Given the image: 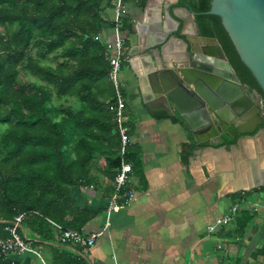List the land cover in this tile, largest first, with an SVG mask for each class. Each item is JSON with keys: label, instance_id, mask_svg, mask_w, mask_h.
I'll return each mask as SVG.
<instances>
[{"label": "crops", "instance_id": "1", "mask_svg": "<svg viewBox=\"0 0 264 264\" xmlns=\"http://www.w3.org/2000/svg\"><path fill=\"white\" fill-rule=\"evenodd\" d=\"M123 15L132 24L120 74L125 84L124 125L139 160L132 165L128 182L132 197L117 212L106 215L116 175V170L107 167V160L116 157L118 145L112 126L110 135L117 136L111 138L103 132L85 181L69 190L74 210L96 212L79 228L85 235L102 233L93 246L63 245L56 231L53 242L32 246L39 257L13 253L9 260L50 264L51 249L55 248L77 252L88 264H230V258L240 260V264H264V258L253 257L264 243V212L256 214L248 207L258 198L264 199V193L236 200L247 201L239 211L254 216L243 236L234 235L232 222L207 231L234 203L230 194L264 187V133L240 137L232 146L217 150L198 147L199 123L191 100L180 98L178 112L158 91L161 72L173 70L174 63L185 60V35L197 44L204 58L216 57V50L196 43L190 25L182 22L186 14L177 0H147L143 9L134 0H127ZM101 18L104 25L99 39L107 47L114 27L111 4L102 6ZM217 69L223 78L221 65ZM225 78L231 80L227 74ZM206 85L214 89L209 82ZM243 93L259 107L256 94L246 88ZM68 102L77 108L73 99H63V106ZM76 214L65 217V223L74 222ZM19 229L23 239L35 241L27 229Z\"/></svg>", "mask_w": 264, "mask_h": 264}, {"label": "trees", "instance_id": "2", "mask_svg": "<svg viewBox=\"0 0 264 264\" xmlns=\"http://www.w3.org/2000/svg\"><path fill=\"white\" fill-rule=\"evenodd\" d=\"M134 1L140 9L147 2ZM112 2L0 0V239L8 236L5 228L18 216H22L20 226L35 239L31 242L35 248L55 240L52 223L64 230H79L96 214L74 210L69 190L85 181L103 132L110 135L114 128L108 111L113 104L108 54L99 39L102 6ZM177 6L195 14L198 35L217 40L239 83L257 95L264 127V95L237 56L219 17L204 14L210 0H177ZM119 29L126 38L125 56L132 31L125 15ZM51 58L54 64L48 62ZM19 74L26 80L19 79ZM65 98L73 99L77 108L69 102L64 107ZM118 148L119 138L116 157L107 160L109 170L120 164ZM124 161L131 172L138 164L131 144ZM251 193L263 194L264 187L228 197L235 202ZM73 213H77L74 222L65 223V217ZM253 218L246 210L238 211L232 221L234 235L243 236ZM18 233L21 237L20 229ZM8 257L0 255V264H18ZM253 257L264 258V243ZM229 263L240 264V260L230 258ZM50 264L88 263L77 252L53 248Z\"/></svg>", "mask_w": 264, "mask_h": 264}, {"label": "water", "instance_id": "3", "mask_svg": "<svg viewBox=\"0 0 264 264\" xmlns=\"http://www.w3.org/2000/svg\"><path fill=\"white\" fill-rule=\"evenodd\" d=\"M180 8L186 14L182 22L190 25L196 43L212 46L217 56L204 58L197 44L185 35V60L174 63L173 70L161 72L164 79L161 77L159 93L168 98L178 112L182 108L180 98L191 100L193 115L199 123L196 142L200 148L217 150L234 143L238 137L264 133L258 108L246 98L244 87L217 40L200 37L194 25L195 14L186 7ZM204 14L219 17L237 56L264 95V0H210V8ZM220 65L223 78L217 69ZM226 74L230 81L226 80ZM207 82L214 89L211 90Z\"/></svg>", "mask_w": 264, "mask_h": 264}, {"label": "built area", "instance_id": "4", "mask_svg": "<svg viewBox=\"0 0 264 264\" xmlns=\"http://www.w3.org/2000/svg\"><path fill=\"white\" fill-rule=\"evenodd\" d=\"M114 11L113 20V37L111 43L106 47L108 54L109 69L107 72V79L111 84L113 90V104L108 106V111L112 115V121L115 131L119 138L118 155L120 157V164L116 169V175L113 180V194L111 195L106 208V215L117 212L122 204L127 203L132 197V191L128 189L129 177L131 174V167L124 161L127 147L130 145L127 130L124 125V112L125 100L124 90L125 84L121 80L120 74L123 63L125 62L124 56V43L125 36L120 31V18L123 15V0H113L111 3ZM243 195V191L240 192ZM123 200V201H121ZM247 201L244 199L236 201L231 204L227 212L220 217L215 223L207 228L209 233L213 232L217 227L226 225L233 221L238 211L247 206ZM248 207H251L253 213L260 214L264 210V199L258 198L252 202ZM21 217L14 218L11 225L5 228L8 236L0 239V255L7 257L10 254H32L39 257V254L33 249L30 241L20 237L18 229L20 228ZM52 226L57 231L58 241L63 245H74L83 249H88L93 246L96 238L102 233H94L85 235L80 230H64L58 224L52 223ZM108 227V223L105 228ZM113 264V263H103Z\"/></svg>", "mask_w": 264, "mask_h": 264}, {"label": "flooded vegetation", "instance_id": "5", "mask_svg": "<svg viewBox=\"0 0 264 264\" xmlns=\"http://www.w3.org/2000/svg\"><path fill=\"white\" fill-rule=\"evenodd\" d=\"M228 77H229V76H228ZM243 87H244V86H243ZM244 88H245V87H244ZM258 104H259V107H258V108H259V109H258V110H259V116H260V118H261V116H262V104H261V102H259ZM261 127H262V126H261ZM262 128H264V127H262ZM239 138H240V137L236 138L235 141H234V143L237 142ZM226 146H230V144H226Z\"/></svg>", "mask_w": 264, "mask_h": 264}, {"label": "rangeland", "instance_id": "6", "mask_svg": "<svg viewBox=\"0 0 264 264\" xmlns=\"http://www.w3.org/2000/svg\"><path fill=\"white\" fill-rule=\"evenodd\" d=\"M48 62L51 63V64H54L55 63V61L53 60V58H51ZM19 79H21L22 81H25L26 80V78L22 74H19ZM56 105H58V104H56ZM263 212H264V210H262V213Z\"/></svg>", "mask_w": 264, "mask_h": 264}]
</instances>
